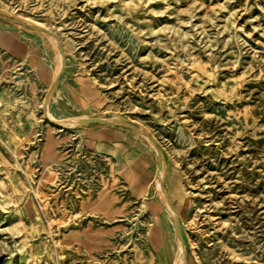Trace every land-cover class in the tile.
Returning a JSON list of instances; mask_svg holds the SVG:
<instances>
[{"label": "rangeland", "instance_id": "obj_1", "mask_svg": "<svg viewBox=\"0 0 264 264\" xmlns=\"http://www.w3.org/2000/svg\"><path fill=\"white\" fill-rule=\"evenodd\" d=\"M0 16V264H264V0Z\"/></svg>", "mask_w": 264, "mask_h": 264}, {"label": "water", "instance_id": "obj_2", "mask_svg": "<svg viewBox=\"0 0 264 264\" xmlns=\"http://www.w3.org/2000/svg\"><path fill=\"white\" fill-rule=\"evenodd\" d=\"M0 20L2 21H7V22H11V23H14V24H23L21 23L20 21H17L15 19H9V18H4L2 16H0ZM58 52L61 56H63V51L61 49L60 46H58ZM52 91V88L49 89V93ZM44 112H45V105H44V108H43ZM93 123H103V121L101 120H97V119H84V120H81L79 122V125H89V124H93ZM131 129L135 130L134 127H130ZM149 141L152 143V145L154 146L155 149H157V146H156V143L155 141L153 140V138L151 137H148ZM161 169H162V163H161V160L158 161V165H157V173H156V177L158 178L159 175H160V172H161ZM161 187V186H160ZM163 191V190H162ZM163 194L165 195L166 197V194L164 193L163 191ZM167 199V204L168 206L170 207L171 211H175L173 206L170 204L168 198ZM174 230H175V234H176V237L178 239V241L181 243V245L183 244V241H182V237H181V229H180V225H179V221H176L175 223V227H174Z\"/></svg>", "mask_w": 264, "mask_h": 264}, {"label": "bare ground", "instance_id": "obj_3", "mask_svg": "<svg viewBox=\"0 0 264 264\" xmlns=\"http://www.w3.org/2000/svg\"><path fill=\"white\" fill-rule=\"evenodd\" d=\"M49 37V36H48ZM52 41L55 43L56 41L55 40H53L52 39ZM59 53V52H58ZM58 53L56 54V56H57V59H58V61H60L61 60V58H60V56L58 55ZM59 66V65H58ZM59 70V69H58ZM47 101V100H46ZM46 103V102H45ZM84 120V119H83ZM81 121V120H80ZM79 121V122H80ZM106 122V121H105ZM159 186V185H158ZM157 186V187H158ZM158 190L160 191L159 192V195H160V197H162L163 199H165L166 200V202H167V199L166 198H168L167 197V195H166V197H165V195L163 194V192H161V189H159V187H158ZM161 198V199H162ZM165 202V201H164ZM168 205V204H167ZM173 214V213H172ZM178 241V240H177ZM183 257H184V250H183V247H182V245H181V243L178 241V244H177V256H176V259H175V263L174 264H183Z\"/></svg>", "mask_w": 264, "mask_h": 264}]
</instances>
